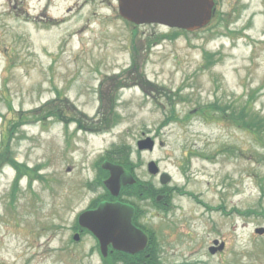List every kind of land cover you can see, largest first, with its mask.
Returning <instances> with one entry per match:
<instances>
[{
	"label": "rangeland",
	"instance_id": "obj_1",
	"mask_svg": "<svg viewBox=\"0 0 264 264\" xmlns=\"http://www.w3.org/2000/svg\"><path fill=\"white\" fill-rule=\"evenodd\" d=\"M86 2L0 0V263L111 264L74 239L79 213L109 198L108 157L139 181L121 199L151 237L145 261L264 264V0H219L224 20L156 43L163 27L134 34ZM211 103L227 115H204Z\"/></svg>",
	"mask_w": 264,
	"mask_h": 264
},
{
	"label": "water",
	"instance_id": "obj_2",
	"mask_svg": "<svg viewBox=\"0 0 264 264\" xmlns=\"http://www.w3.org/2000/svg\"><path fill=\"white\" fill-rule=\"evenodd\" d=\"M121 15L138 24L160 23L171 27L195 30L205 26L212 17L214 0H120ZM154 141L150 138L139 141L140 148H150ZM111 176L105 182L110 192L119 196L121 189L135 182L133 175L121 165L110 161L103 162V169ZM150 171L157 173L154 162L149 164ZM135 209L122 202H100L96 209L87 210L80 215V223L88 227L99 239L102 250L110 244L116 249L135 253L148 244V235L132 221ZM264 233L263 228L258 229ZM78 239V236H75ZM214 251V249H212Z\"/></svg>",
	"mask_w": 264,
	"mask_h": 264
},
{
	"label": "trees",
	"instance_id": "obj_3",
	"mask_svg": "<svg viewBox=\"0 0 264 264\" xmlns=\"http://www.w3.org/2000/svg\"><path fill=\"white\" fill-rule=\"evenodd\" d=\"M219 109H221V108H219ZM224 109L225 108H223L221 110H224ZM241 111L245 113V114H242L241 116L245 117L246 113H247V105L243 109H241ZM50 115H52V117H56V114H54L53 112H51ZM10 162L14 163L15 166H19L14 161V159H10ZM18 169H19V167H18ZM147 251L151 252V251H153V248L151 246H148V248L143 253H140V254H137V255H129V253H128V254H120V256H118L117 254H115V255L110 257V262H111V264H117V262L119 260H122L124 262L123 264H137L140 261L144 260L143 256H144V253L147 252ZM152 259H153V255L151 256V258L146 257V260H148L150 263H151ZM0 264H5V263L1 262Z\"/></svg>",
	"mask_w": 264,
	"mask_h": 264
},
{
	"label": "flooded vegetation",
	"instance_id": "obj_4",
	"mask_svg": "<svg viewBox=\"0 0 264 264\" xmlns=\"http://www.w3.org/2000/svg\"><path fill=\"white\" fill-rule=\"evenodd\" d=\"M85 1H87L86 3L88 4V6L89 5H93V6H95V7H97V10L94 12L96 15H98L99 14V12H98V9H103V8H105L108 4L109 5H112L113 7H114V4L115 3H117V1L118 0H85ZM100 3V5L99 6H97V3ZM101 3H107V5L105 6L104 4H102L101 5ZM217 4H219V3H217ZM217 6V5H216ZM68 10H69V12L71 13L72 11H74V9H70V8H68ZM102 11V10H101ZM215 13H216V11H215ZM155 26H157V25H141V26H135V25H133V28H139V27H142V28H145L146 29V31H145V34L147 33V31L149 32V30L151 29V27H155ZM170 32V31H169ZM171 33V32H170ZM150 35V34H149ZM164 196V198H166V195H163ZM135 217L137 218L138 217V211L136 212V215H135ZM76 232L77 233H79V235H81V236H83V235H89V236H91V237H93L91 234H89L90 232L87 230V229H85V228H79V227H77V230H76ZM94 238V237H93ZM220 241L222 242V240L220 239ZM218 246V245H217ZM219 251V250H218ZM113 251H112V247H109V251H108V255H109V253H112ZM107 255V256H108Z\"/></svg>",
	"mask_w": 264,
	"mask_h": 264
}]
</instances>
